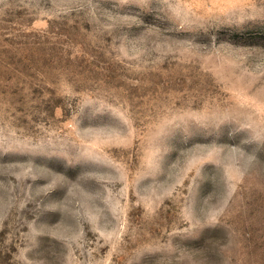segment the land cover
<instances>
[{
  "label": "rangeland",
  "instance_id": "rangeland-1",
  "mask_svg": "<svg viewBox=\"0 0 264 264\" xmlns=\"http://www.w3.org/2000/svg\"><path fill=\"white\" fill-rule=\"evenodd\" d=\"M0 264H264V0H0Z\"/></svg>",
  "mask_w": 264,
  "mask_h": 264
}]
</instances>
